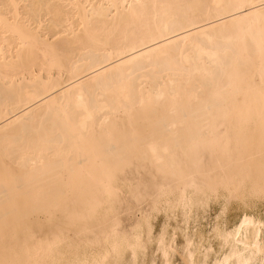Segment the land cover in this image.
Returning a JSON list of instances; mask_svg holds the SVG:
<instances>
[{
    "label": "bare ground",
    "instance_id": "obj_1",
    "mask_svg": "<svg viewBox=\"0 0 264 264\" xmlns=\"http://www.w3.org/2000/svg\"><path fill=\"white\" fill-rule=\"evenodd\" d=\"M0 264H264V0H0Z\"/></svg>",
    "mask_w": 264,
    "mask_h": 264
},
{
    "label": "rangeland",
    "instance_id": "obj_2",
    "mask_svg": "<svg viewBox=\"0 0 264 264\" xmlns=\"http://www.w3.org/2000/svg\"><path fill=\"white\" fill-rule=\"evenodd\" d=\"M201 203L204 205V201L200 202V204L196 203V206H194L192 212L190 213L188 222L190 225L195 224V227H201V228H204V230L210 229L214 223L224 224V221L226 222L230 221L229 223H231L232 221L238 218L237 215H239L240 213L241 205L239 202H237V200L229 201V207H228V203L225 198L224 191H220V193L217 196L209 197L205 201V206L201 205ZM162 210L163 209L157 212H154L151 217L152 223L155 225L156 228L163 224H170V225H181L182 224L183 217L180 211H175L174 213H170V212H165L164 210L163 211ZM121 216H122L121 217L122 219L124 220L127 219L126 213H122ZM179 240L180 238L178 236L177 241ZM82 250L83 249H81V252Z\"/></svg>",
    "mask_w": 264,
    "mask_h": 264
}]
</instances>
